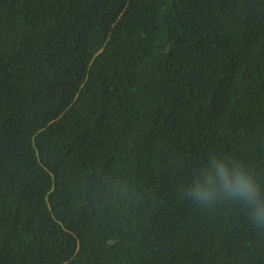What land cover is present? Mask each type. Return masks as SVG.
Wrapping results in <instances>:
<instances>
[{"label":"trees","instance_id":"16d2710c","mask_svg":"<svg viewBox=\"0 0 264 264\" xmlns=\"http://www.w3.org/2000/svg\"><path fill=\"white\" fill-rule=\"evenodd\" d=\"M213 154L264 178V0H0V264H264Z\"/></svg>","mask_w":264,"mask_h":264},{"label":"clouds","instance_id":"9594fccd","mask_svg":"<svg viewBox=\"0 0 264 264\" xmlns=\"http://www.w3.org/2000/svg\"><path fill=\"white\" fill-rule=\"evenodd\" d=\"M181 196L201 208L230 203L246 210L250 223L264 226V178L231 156L210 155L205 165L187 185Z\"/></svg>","mask_w":264,"mask_h":264}]
</instances>
